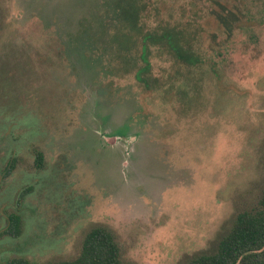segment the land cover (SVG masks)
I'll return each instance as SVG.
<instances>
[{
  "label": "rangeland",
  "instance_id": "rangeland-1",
  "mask_svg": "<svg viewBox=\"0 0 264 264\" xmlns=\"http://www.w3.org/2000/svg\"><path fill=\"white\" fill-rule=\"evenodd\" d=\"M134 2L0 0V264L75 258L96 225L125 262L186 264L261 198L264 0ZM167 31L199 62L142 55Z\"/></svg>",
  "mask_w": 264,
  "mask_h": 264
},
{
  "label": "trees",
  "instance_id": "trees-1",
  "mask_svg": "<svg viewBox=\"0 0 264 264\" xmlns=\"http://www.w3.org/2000/svg\"><path fill=\"white\" fill-rule=\"evenodd\" d=\"M131 9L120 8V14L129 17L133 24L139 22V3L130 4ZM137 7H136V6ZM135 8V9H134ZM224 20V19H223ZM147 34L144 37L143 53L146 55L148 39H167L168 45L177 55L189 64L199 62L194 54L187 52L178 42L176 32H163L160 36ZM144 59H147L144 56ZM37 168L44 165V155L38 152L35 159ZM15 158L9 161L5 175L11 174ZM21 213L11 214L6 235L18 237L23 231ZM1 264H37L27 258H13ZM40 264H130L122 258L121 248L114 232L105 225L93 226L86 234L79 255L72 259L49 260ZM186 264H264V191L256 205L240 212L231 228L221 237L217 248L208 253H199Z\"/></svg>",
  "mask_w": 264,
  "mask_h": 264
}]
</instances>
